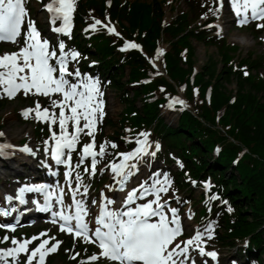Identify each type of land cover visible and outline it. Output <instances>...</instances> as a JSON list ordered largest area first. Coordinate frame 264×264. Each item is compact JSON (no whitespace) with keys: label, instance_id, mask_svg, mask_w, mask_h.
Returning <instances> with one entry per match:
<instances>
[{"label":"trees","instance_id":"1","mask_svg":"<svg viewBox=\"0 0 264 264\" xmlns=\"http://www.w3.org/2000/svg\"><path fill=\"white\" fill-rule=\"evenodd\" d=\"M184 1L188 10L175 13L164 25L163 7L167 0H109V5L107 0H76L77 11L66 46L78 50L75 65L82 74H90L101 86L111 87L123 105L118 118L119 132L106 134L105 128L114 124L108 116L101 118L98 136L102 144L112 148L111 144L117 145L120 138L121 143L128 145L134 130H150L152 139L159 145L152 162L163 161L158 170L167 172L171 184L185 192L186 204H201L202 208L196 212L198 222L206 221L214 227L217 244L228 249L241 244L237 250L239 261L261 262L264 257V78L248 73L263 67L262 57L252 58L253 53H249L236 63L239 47L215 34L214 28H205L213 18L196 24L211 15L216 0ZM90 11L102 18L108 13L113 20L125 21L126 25H118L123 37L140 44V49L119 51L123 39H113L103 28L83 36L81 26ZM248 28L254 36L261 31L256 24ZM163 35L168 37L169 48L162 55L165 74H158L149 58ZM192 40L216 48V53L208 54L207 62L199 70L194 68ZM243 65L247 66L245 75L240 68ZM231 79L236 82L233 95L225 85ZM180 85H184L192 110L179 109L175 123L171 124L161 111ZM208 89L209 100L205 98ZM3 105L1 101L0 108ZM33 123L35 136L42 142L48 128L39 121ZM219 124L225 125L226 130L220 129ZM227 130L232 140L226 136ZM207 183L209 189L202 192ZM193 189L201 192L197 200L190 201ZM4 235L5 231L0 229V236ZM64 240L62 251L84 250L86 254L94 250L78 247L80 240L68 236ZM62 255L63 252L57 254Z\"/></svg>","mask_w":264,"mask_h":264},{"label":"snow or ice","instance_id":"2","mask_svg":"<svg viewBox=\"0 0 264 264\" xmlns=\"http://www.w3.org/2000/svg\"><path fill=\"white\" fill-rule=\"evenodd\" d=\"M219 7L210 9L214 13H218L223 7V0H216ZM231 7L237 17L240 25L248 22L249 18L253 20L264 19V0H231ZM48 12L53 14L52 23L61 19L63 24L61 27L53 28L57 33H67L71 28L72 13L75 9V0H51L46 5ZM251 10V16L248 12ZM26 15L23 0H0V41L15 42L16 38L21 35V25ZM101 21L96 20L90 25L93 30ZM107 27V26H105ZM211 27V25H210ZM257 27L264 28V24H258ZM109 32H115V28L108 27ZM119 35V33H116ZM64 44H59L60 56L57 59V68L49 61L51 58L57 57L55 50H49V41L42 39L40 32L36 29L33 22H29L28 31L24 46L18 51L5 53L0 55V91L6 94L9 98H14L19 92L23 91L24 95L29 94L42 95L51 97L54 94H59L61 99H52L50 112L48 107L41 108L37 101L35 108L25 109L23 114L27 116L29 113L35 112L38 120L50 122L51 125H59V133L51 132V139L54 141V147L51 148V157L59 164H71V152L76 149L80 135L83 133L91 137V141L83 145L82 154L79 163H84V160L91 157V171L95 172L98 163L96 157L105 154L106 144H100L99 151H95V125L97 116L103 117V100L99 99L103 94L99 92L98 81H93L90 77L81 80L78 83H70L66 76H80L77 70L74 73L68 70L67 54L64 52ZM126 47L139 48L140 46L134 42H127ZM163 50H160L162 53ZM79 53L72 52L71 58L75 60ZM58 73V77L54 75ZM247 74V73H245ZM176 103L181 105L185 101L179 98H172L170 106ZM59 109L58 116L55 109ZM81 121L83 125L81 126ZM69 123L72 125V131L69 132ZM87 130V131H85ZM3 135V133H0ZM144 140L137 139V144L140 147L132 152L120 153L123 160L119 164H112V171L121 177L120 183L123 185L127 176L131 174L129 171L125 173V169L134 168L135 165H129L127 162L134 157H138L141 153L146 152L148 133H140ZM47 144L48 142L45 141ZM5 145H0V148ZM112 148H116V144H111ZM159 148V145H156ZM68 150L65 153V150ZM31 151V149H25ZM48 151V149H45ZM155 155V153H152ZM62 157H65L62 159ZM85 171H89L86 167ZM71 171L66 173V177H71ZM80 180L79 175L76 177ZM170 183L165 177L162 182L156 179L151 186L146 184L140 185L139 196L137 191L128 192L125 204H131L135 199H142L152 193L155 194V199L147 203H143L135 208L128 207L126 211H111L108 205L112 201H107L95 218V228L90 230L89 224L85 221V216L88 214L87 209L82 200L75 199L76 193L81 185L78 183L76 189L72 191L73 205L75 206L74 214H66L62 209L60 211H52V223H57V219L63 223L59 224V229L62 232L72 234L75 238H81L86 243L98 244L101 251L94 253L87 258V261L95 262L100 258H106L119 264H186L191 261L189 249L194 247L201 256L216 258L217 253L214 251H206L202 245V237L204 232L211 238L212 228L209 225L204 232L196 230L195 235L181 242H176L177 238L182 234L177 209L170 208L172 214L171 219L165 214L164 209L167 202L161 203L160 193L167 192L168 187L164 186ZM159 185V187H157ZM45 192L46 205L44 210L51 208L50 201L54 192H46L44 185H35L32 187H24L19 190V195L16 199L24 202V192ZM87 187H84V193H87ZM216 197H213L215 199ZM11 201L13 197H6ZM56 203L63 205V189H60V195H56ZM96 201H93L95 204ZM155 205V206H154ZM231 211V209H229ZM3 215H10V211L0 210ZM158 218L155 222H151V218ZM74 221V224L72 223ZM13 225L0 224V228L12 229ZM40 236H47L46 232L40 233ZM40 236H33L31 239L23 241L5 235L0 243L9 241L13 247L0 248V264H9L11 258L12 264H17V258L20 254L26 255L25 264H44L45 257L51 252H55L62 243L56 240L55 237H48L40 241L33 249H29V245L34 240H39ZM55 241L51 247H47L50 241ZM174 245V246H173ZM76 255H79L77 253ZM73 259L76 256L72 257ZM81 264H87L86 261H81Z\"/></svg>","mask_w":264,"mask_h":264},{"label":"rangeland","instance_id":"3","mask_svg":"<svg viewBox=\"0 0 264 264\" xmlns=\"http://www.w3.org/2000/svg\"><path fill=\"white\" fill-rule=\"evenodd\" d=\"M76 1V0H75ZM133 1V0H128ZM145 2H149L151 0H141ZM173 1V2H172ZM51 0H26L25 2V12L26 15L24 17V27L22 30V33L19 37V43L9 44L5 42L0 43V55H3L5 53H11L18 51L21 47L24 46L25 39H26V33L25 30L27 23L32 22L34 20L36 29L40 32L42 39H47L49 41V50H55L57 53V57L51 58L50 62L57 68L59 65L57 64V59L60 56V49L59 44L64 41L65 37L68 35L67 33H57L53 31V28L57 27V22L55 24L52 23V19L49 17V12L46 9V5L50 3ZM217 4V7H219V4ZM216 7V8H217ZM188 10L187 4L184 0H167L166 5L163 7L164 16H163V24H167L172 19L173 15L179 11H186ZM74 11H77L76 5ZM73 11V13H74ZM210 18H214L213 23L205 27L207 29L214 28L215 34L219 35L220 37H224L229 43L236 44L239 47V53L236 54L234 60L237 63V61L240 59V57H247L249 53L252 54V58H255V56H261L263 67L260 68L258 71H250L248 74H259L262 78H264V30L260 31L258 36H254L253 33L250 31V29L247 27L251 25L250 21L247 25H240L238 23V20L241 17H237L234 10L231 7V0H223V7L220 8V11L218 13H214L212 11L211 15H208L202 19H199L196 24H200L202 22H205L209 20ZM96 20L101 21V24L97 25L94 29L95 31L100 27L104 29V32H108L113 39L121 38L123 37V33L121 32L119 28V24H127L125 21H116L111 19L108 16V13L102 18L98 16L94 11H90L88 14V17H86V24H88V28H90V25L95 23ZM37 23V25H36ZM260 24V22H259ZM62 25L58 22V27H61ZM72 26V21H71ZM107 26V27H105ZM108 27L115 28V32H109ZM71 29V28H70ZM81 29L83 27L81 26ZM93 30L92 28H90ZM93 30V31H94ZM116 33H119L117 35ZM89 35L88 32L83 33V36ZM167 36L163 35L162 39L158 43L157 51L152 56L150 62L158 69L159 74H164L163 72V64H162V58L160 50H167L169 48V45L167 43ZM240 41L244 42L243 44L240 43ZM64 44V42H63ZM192 45L194 47V61L195 70H199L200 67L207 62L208 54H215L216 48L214 46H206L202 42H197L195 40H192ZM162 51V52H163ZM64 52L67 54V60H68V70L70 72H75L78 69L72 65L73 61H76L78 58L73 60L71 58V53L76 52L72 46L64 47ZM220 66V65H219ZM247 66L243 65L241 67V70L243 72V75H245V70ZM69 76L70 79L74 77ZM69 77L66 76V79L69 80ZM90 76L86 77H80L75 82L70 83H78L81 80H85L89 78ZM93 81H95L93 78H91ZM226 87L228 90L231 91V95L235 88H236V82L235 79H231V82H226ZM99 92L103 95L99 97V99H102L103 104V116H108L112 123L114 125H109L105 128L106 134H113L114 131L119 132L120 129L118 127V118L120 115V112L123 108V105L121 101L119 100L118 93H115V91L108 86H100L98 84ZM177 95L174 98H179L183 101H185L184 105H178L180 107L192 109L191 105L187 103L183 96V89L181 86L176 87ZM42 95H35V94H29L27 96L24 95L23 91L19 92L14 98H9L6 94H4L2 91H0V102L2 101L4 103L3 107L0 108V123L2 126L0 127V133H3V135H0V140L10 142L13 144V146L16 148L15 150H10L11 155L10 156H16L12 160L10 159V156L4 155L3 159L0 161V198L11 196L13 199L11 200V203H15L16 195L19 189L24 187H32L39 184H34L35 179L38 177H41L43 175V172L40 170V168H45L46 166H51L49 163V151L50 148L54 146V141L51 139V132L56 131L59 133V125H51L50 122L38 120L36 118L35 112L29 113L27 116L23 114L25 109L35 108L36 102L38 101L41 105V108L48 107L50 112L52 111L51 108V100L52 99H61L60 95H55L53 97H46V99ZM179 109H176L173 106H170V102L167 103L162 107V115L165 118V120L171 124H174L177 119V112ZM56 115L59 114V109H55ZM99 118V114L97 116ZM34 121H40L47 123L49 126L48 135L46 136L45 141L48 143L46 144L44 141L42 143H39L37 140L35 133H34ZM83 121H81V126L83 125ZM96 126V125H95ZM220 129L225 128L226 126L219 124L217 125ZM69 132H71L72 125L69 123ZM87 131V130H85ZM140 133H148L147 136V146H146V152L141 153L138 157H134L132 160H129V165H135L134 168L125 169V173L131 172L130 175L127 176V179L124 181L123 185H121L120 180L121 177L117 176L110 167L112 160H107L108 156L114 155L113 158H117L120 152H132L136 148L140 147V145L137 144V139L144 140L145 138L143 136H140ZM95 135V151H99V146L102 144L100 136L98 137V133H94ZM85 134H81L78 140L79 146L78 149L73 151V158L74 163L72 166V180L77 185L78 183L81 185H85L89 187V191L87 193V197H89V202L91 204L92 200L99 199L100 192L103 191L106 193V200L111 199L112 203L110 204L111 207H118L120 203L123 202L124 198H126L128 192L136 190L137 195L139 196L140 192V185L146 184L147 186H151L152 183L159 179L162 182L165 180V177H167V180L170 182L169 175L167 172H162L158 169L162 167L163 161L161 159H157L154 163L152 162L153 155L156 148V142L152 139L150 130L143 132L142 129L134 130L133 134L129 139L131 141H134L132 144L125 145L120 142V138H117L119 142H117L116 148H108V146L105 147V154L103 156H97L96 159L98 161L96 165L95 172L91 171V157H88L84 160V163L82 167H76V161L80 160L81 154H82V148L83 145L86 143H89V139H86ZM226 136L232 140L230 136V131L227 130ZM234 136V135H233ZM91 138V137H90ZM125 138H127L125 136ZM25 149H31V151H26ZM45 149H48L46 151ZM110 150V151H109ZM15 153V154H12ZM19 154V155H17ZM9 155V154H8ZM16 160V161H13ZM115 160V159H114ZM152 162V163H151ZM88 168L89 171H85V168ZM17 169V170H16ZM19 171V172H18ZM50 172V171H49ZM52 173H57L56 178L58 179L59 185L63 183V179L61 176H59L58 170L56 172L51 170ZM50 172V174H51ZM79 175L80 180L77 181L76 177ZM51 178V176H50ZM101 180V183H100ZM168 187L167 192H161L160 198L161 203L167 202V205L164 209L165 214L171 219L172 214L169 211L170 208H176L177 216L179 218L180 226L182 229V234L180 237L177 238L176 242H181L189 239L190 237L195 235L196 230H200L201 232H204V230L209 226V224L205 222H198L197 213L198 210L201 207V204H195L194 202H187L185 203L184 196L186 195L185 192L179 191L176 187H174L171 182L164 185ZM159 187V185H157ZM116 189V196L111 197L112 189ZM35 194H38V192L34 191ZM201 190L199 189H193V193L191 194V200H197ZM4 194V195H3ZM6 194V195H5ZM39 195V194H38ZM189 195V194H188ZM187 195V196H188ZM155 199V194L152 193L142 199H135L131 204H129L128 207H137L143 203H147L150 200ZM92 207L96 205L91 204ZM155 206V205H154ZM128 208H125V210ZM0 218H3L0 216ZM154 219H158L154 217ZM29 218L26 219L24 222H21L17 225L16 229L13 231V236L21 241H23L24 231H21L22 229H25L26 233L29 234L31 231L35 228H39L40 232L37 234V236H40V233L46 232L47 236L40 237L37 241H32V243L28 246L29 249L35 248L41 240L46 239L48 237H55L56 240L61 241L62 243L59 245L58 249L55 252H51L47 254L45 257L46 263L48 260H53L52 264H81V261H86L87 264H115L110 263L107 260L100 259L97 263L90 262L85 259V255H82L84 250L79 252V255H76L77 253H72V249L68 251H62L63 245L65 244V240L63 239L65 236L64 232L59 231L55 226L51 225L50 223L41 220L37 221L32 226H29L28 224ZM2 224V222L0 223ZM211 232V238L209 239L208 234L204 232V235L202 237V245L206 251H214L217 253V256L215 259L208 256H201L197 250H194L193 248L189 249V255L192 260L195 261V264H264V257L261 262L250 260L247 263L243 262L242 260H238V246L241 244H238L237 247L228 249L227 246H222L217 244L214 239V235L216 233L214 232V227H212ZM3 229V228H2ZM36 232V231H35ZM72 237V236H71ZM3 237L0 236V240H2ZM73 238V237H72ZM31 239V238H30ZM74 239V238H73ZM80 243L77 245L78 247H90L92 243H86L83 239H81ZM55 242L50 241L49 245L47 247H51V244ZM90 245V246H88ZM93 245V244H92ZM13 247L10 240L6 242L0 243V248H8ZM91 248V247H90ZM63 252L62 257L57 256V254ZM26 255L27 254H20L17 258V264H25L26 262ZM50 256V257H49ZM76 256L75 259L72 257ZM49 257V258H48ZM11 259V258H9ZM191 261H188L186 263H190ZM12 264V261H11ZM35 264V261L33 262Z\"/></svg>","mask_w":264,"mask_h":264},{"label":"bare ground","instance_id":"4","mask_svg":"<svg viewBox=\"0 0 264 264\" xmlns=\"http://www.w3.org/2000/svg\"><path fill=\"white\" fill-rule=\"evenodd\" d=\"M240 43L241 44H243L244 42H242V41H240ZM12 154H15V153H12ZM17 155H19V154H17ZM15 157H17L16 156V154H15V156H10V159L12 160L13 158H15ZM13 161H16V160H13ZM128 163V162H127ZM129 164V163H128ZM17 170V169H16ZM19 172V171H18ZM115 192H116V189L115 188H113L112 189V192H111V197H115L116 196V194H115ZM0 194H1V192H0ZM30 194H33V196L32 197H34V196H36V194H35V192L34 191H32V192H30ZM4 195V194H3ZM32 199H34V198H32ZM111 201V199H108V201ZM0 201H1V203L0 204H3L5 207H7V206H9V201L5 198V197H3L2 199L0 198ZM30 201H32V200H30ZM106 203H107V201H106ZM17 199H16V201H15V205H14V207H16L17 205ZM122 203H120L119 205H121ZM110 205V204H109ZM108 205V206H109ZM30 210H32V205L30 206ZM33 211H29V209L26 207V206H22V212H19L20 213V217H18V219H19V222H24L26 219H25V216H26V214H28V213H31V215H30V217H32V216H35V214H33L32 213ZM5 216H7V215H5Z\"/></svg>","mask_w":264,"mask_h":264}]
</instances>
